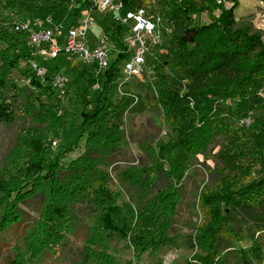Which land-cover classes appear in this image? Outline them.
Wrapping results in <instances>:
<instances>
[{"label": "trees", "instance_id": "16d2710c", "mask_svg": "<svg viewBox=\"0 0 264 264\" xmlns=\"http://www.w3.org/2000/svg\"><path fill=\"white\" fill-rule=\"evenodd\" d=\"M220 1L223 4H217L216 0L185 1L184 5L163 3L168 6L165 19L172 22L177 31L162 61L155 63L149 59L148 67L153 66L154 79H148L145 88L163 116L169 134L166 140L144 147L151 161L148 167H130L123 172L128 185L146 192L144 205L134 210L128 203L118 204V194L108 187V173L99 169L123 142V117L131 107L132 91L127 83L120 93L117 81L126 56L114 58L97 79L96 105L80 114L79 140L83 138L84 142L83 152L76 158L66 164L59 162L61 157L77 148L74 143L49 163L42 134L29 143L32 159L25 165L24 183L20 171L16 177L10 175L5 179L9 159L18 151L22 135L30 130L23 131L21 136L18 132L14 148L0 165V246L6 245L12 252L6 264H25L27 260L30 264H38L47 255L60 258L66 236L74 231L72 207L75 204L92 205L97 213L94 225L88 228L79 264H90L98 255L94 247L103 245L110 237L131 238L136 260L145 253L168 246L167 232L180 203L176 187L181 186L196 158L204 155L217 138L225 141L220 155L230 170L218 172L216 186L200 194L198 207L204 222L195 237L199 252L194 256V264H230L231 256L240 264L262 262L264 255L254 242L251 249H237L232 242L251 241L255 233L264 231V168L257 178L250 179L254 174L250 163L254 158L259 162L264 155V140L259 141L258 133L262 128L237 126L264 102V40L246 27L237 26L234 15L239 7L238 0ZM65 2L14 0L9 5L20 7L32 18L39 13L53 17L64 14L63 18L70 19L67 25H71L78 19L84 4L69 14ZM144 4L128 0L126 6L134 9ZM226 4L229 7L224 6ZM203 15L207 22L202 21ZM114 30L119 37V28ZM25 40L22 34L10 33L8 27L0 28V43L6 46L0 50V125L10 126L18 119L21 104H16L17 95L18 99H23L25 111L32 112L28 113L30 118L41 124L58 123L60 131L63 119L56 113L60 98L50 85V79L46 82L36 79L33 85L40 95L46 96L45 103L38 101L39 97L36 100L33 94H24L25 90H17L18 87L9 82L11 70L33 80L30 50L28 54L18 52L19 47L26 44ZM8 50L10 55L5 54ZM169 61L176 65L175 74L164 72ZM20 62L28 69L19 70ZM157 64L160 65L157 67ZM71 78L76 99L80 103L84 97L90 99L92 73L72 68ZM10 91L14 93L11 96L8 95ZM244 130H249L247 135H239V131ZM234 167L240 168L239 172L245 176L239 180L235 178ZM11 178H14L10 182L13 187L21 183L18 189H6L2 185ZM161 179L166 180L164 187L154 194L148 193ZM13 193L17 194L15 198H11ZM149 195L152 196L149 198ZM36 196L42 198L38 218L24 227V213L19 204H26ZM249 221L252 222L250 226ZM245 226L247 234L242 233ZM40 235L43 246L37 248L33 239Z\"/></svg>", "mask_w": 264, "mask_h": 264}, {"label": "rangeland", "instance_id": "374dc122", "mask_svg": "<svg viewBox=\"0 0 264 264\" xmlns=\"http://www.w3.org/2000/svg\"><path fill=\"white\" fill-rule=\"evenodd\" d=\"M12 1L14 0H1L0 2V28L2 26H5L6 28L8 27V31L10 33L12 32L13 22L24 21L27 19L30 21H44V25L46 27L63 24L64 29L62 33H65L67 24L68 22L70 23V19L67 17L63 18L64 14L55 17L51 15H43L42 13L33 16L36 18H32V15L26 16V13L20 7H10L9 2ZM185 1L198 2V0H154V3L148 0H138L136 2L137 5L145 3L141 7L145 8L153 17H159L161 21L162 30L160 36L156 45L151 48V54L155 56L151 59H153L155 63L157 60L161 62L163 55L168 53L167 49L170 47L173 35L177 31V29H173L174 25H172V22L165 19L168 6L163 3L166 4L169 2H176L184 5L183 3ZM216 1L217 4L222 3L220 0ZM238 2L239 7L236 9L234 15L237 26L246 27L250 30V32L260 35L264 40V0H238ZM224 6L229 7V4ZM83 14L85 15V12H83ZM215 14L218 15V12ZM47 18L49 19V22L45 21ZM91 18L94 21L95 29L89 34V40L96 41L100 38L101 35L99 34L98 28H101L107 35V44L111 47L113 44L112 42L115 41L113 38L111 20L99 13L92 14ZM192 19H194V17H192ZM202 21L207 22L205 15L202 16ZM124 32L125 30L122 31V33ZM19 40L22 41V39ZM60 45H62V43H60ZM3 49H6V46L3 43H0V50ZM9 52L10 51L8 50L5 54L10 55ZM18 52L20 54H28V45L24 44L19 47ZM37 63L39 67L45 69L46 79H50L51 76L56 73H61L67 78L66 87L64 91L59 94L60 106L56 111L57 116L63 119V126L61 130L58 131V123L46 121L41 124L39 120L30 118L28 113L31 114L32 112H26L25 110L27 108L24 105L23 99H18L19 97L17 95L15 96V99H17V106H20L21 104L20 112L17 114L18 119L15 124L10 126L0 125V165L14 148L18 132L20 135L23 131L30 130L22 135L19 149L12 156V158L9 159L7 164L8 170L4 174L5 179H8L10 175H14V177H16L20 171L19 174L22 177L20 178L22 183L25 181L23 174L25 165L32 159L29 143L36 137H39L42 134L45 135L43 142L45 148L48 150L47 156L49 163H53L57 155L62 154L74 143H77V148L73 149L71 153H68L66 157H61L59 162L66 164L83 152L84 140L83 138L79 140L81 132L80 114L83 111H87L95 107L99 93L96 91L98 81L93 78V80L89 83V90L92 94L90 99H85L84 97L82 99V103L76 99L75 90L71 85V69L74 68L79 71H90L92 68L82 66L80 62L76 61L74 58L65 59L63 56H60L59 58L52 60L40 59ZM159 65L160 64H157L156 66L158 67ZM27 67L24 62H20L19 70L24 71V69H28ZM152 68L153 66H150L148 74L144 76L143 79H133L128 81L129 89L132 91V95H130L132 104L123 117V142L121 148L112 152L109 158H107L105 165L99 167L100 170L108 173V187L111 191L118 194V204L128 203L134 210L144 205L145 199H147L145 194L146 192L140 188L128 185L123 179V172L130 167H148L151 164V161L148 156V151L144 149V147L149 144H155L159 140H166L169 134L168 126L164 122L163 116L160 115L161 113L159 109L155 106L149 92L145 88V85L148 83V79H154V72ZM175 71L176 65L171 61H169V65L164 67V72L167 75L170 73L175 74ZM9 73V82L15 84L18 87L17 90H25L23 91L24 94H33V97L36 100H38L39 97L38 101H42L44 103L47 102L46 96L40 95L39 90H36L33 86L37 79L35 74L33 75L30 73L33 76V80L30 81V79L21 75L19 71L11 70ZM13 94L14 93L12 91L8 93L9 96ZM23 111H25V113ZM59 112L61 113L60 115ZM246 121H249V125H256L262 128V130L258 131L260 135L259 141L264 140V102L250 114L248 119L238 122V128H247ZM40 129L42 130L41 132ZM247 131L249 130L239 131V135H247ZM57 132H60L58 137ZM54 143L56 144L54 145ZM224 145V139L217 138L215 142L209 146L204 155H199L196 158L193 162V167L189 170L188 174L181 182V186L176 187L177 193L180 195V203L177 206L176 215L173 216L171 226L167 232L170 240V244L168 246H163L156 252L145 253L141 255L138 260H136L133 254L131 238L123 240L118 237H110L103 245L94 247V250L98 252V255L90 261V264H194L195 262L193 259L197 252L196 247H198L196 246L195 237H197V231L204 222V217L198 207L200 194L204 189L210 190L216 186V182L218 181V172L224 171L227 173V171L230 170L228 168L229 165L226 161H223V157L220 155L223 151ZM236 165L237 162L234 163V166ZM250 165V169L254 171V174L250 176V179L253 177L257 178L261 168H264V155L259 162H257L256 158H254ZM239 170L240 168H233V173H235L234 176L238 180L245 176L244 173L239 172ZM13 180L14 178H11L5 181L2 185H5L6 189H18L21 183L18 182L19 184L17 183V187H13L10 184ZM165 181V179L159 180L157 187L152 191L150 190L148 193L154 194L157 189L163 188L166 184ZM0 195L2 194L0 193ZM15 195L17 194L13 193L11 198H15ZM151 196L152 195H149V198ZM41 204L42 198L40 196L34 197L26 204H19L21 211L24 213V227L38 218L37 212ZM7 208L10 207L8 206ZM72 215L75 221V225L73 227L74 231L72 235L66 236L67 242L62 247L60 258L53 259L50 255H47L38 264H79L82 259V249L85 246V240L89 235L88 228L94 225L97 213L92 205L85 203L82 205H73ZM241 219L244 221L243 218ZM251 223L252 222L249 221L248 225L250 226ZM49 227L52 228L51 226ZM242 229V233L247 234V226ZM42 235L45 236L43 233ZM42 235H40L38 239H33V243L37 248H41L43 246V244H41ZM49 241H51V239H49ZM252 243L253 245L259 247L261 255H264V231L255 233L251 241H233L232 245L237 247V249L240 247L251 249ZM11 255L12 252L10 248L6 245L0 246V264H6L7 259L10 258ZM27 261L28 262L25 264H30L29 260ZM35 262L36 260L34 258L33 263ZM229 263L240 264L233 256L229 258ZM251 264H264V258L262 262L252 261Z\"/></svg>", "mask_w": 264, "mask_h": 264}, {"label": "built area", "instance_id": "2783aa9c", "mask_svg": "<svg viewBox=\"0 0 264 264\" xmlns=\"http://www.w3.org/2000/svg\"><path fill=\"white\" fill-rule=\"evenodd\" d=\"M148 1L154 3V0ZM65 3L69 14L84 4L78 19L67 25L65 33H62L63 24L46 27L44 21L28 19L12 24V31L26 38L32 57L30 67L39 81L46 82L47 79L45 69L39 67L37 61L57 59L60 56L65 59L74 58L82 66L92 68L90 72L93 73L94 79H98L109 68L114 58L119 55L126 56L120 65V77L117 81L120 93L128 81L143 79L148 74V61L154 58L151 48L156 45L162 30L159 17H153L141 6L127 9L128 0H66ZM94 13L111 20L115 40L111 47L107 44V35L101 28H98L101 37L96 41L89 40V34L95 29L91 18ZM45 21L49 22V19ZM116 27L119 28V37L114 30ZM49 82L60 94L66 87L67 78L61 73H56L51 76ZM246 126H249V121H246Z\"/></svg>", "mask_w": 264, "mask_h": 264}, {"label": "crops", "instance_id": "0c3cea01", "mask_svg": "<svg viewBox=\"0 0 264 264\" xmlns=\"http://www.w3.org/2000/svg\"><path fill=\"white\" fill-rule=\"evenodd\" d=\"M92 74H93V73H92ZM93 76H94V75H93ZM100 76H101V75H100ZM100 76H99V77H100ZM95 80L97 81V79H95Z\"/></svg>", "mask_w": 264, "mask_h": 264}]
</instances>
